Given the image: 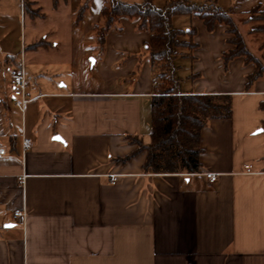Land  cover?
<instances>
[{
    "label": "crops",
    "instance_id": "crops-1",
    "mask_svg": "<svg viewBox=\"0 0 264 264\" xmlns=\"http://www.w3.org/2000/svg\"><path fill=\"white\" fill-rule=\"evenodd\" d=\"M29 1L41 9L34 20L46 11L52 18L30 41L22 5L20 14L0 6V264H264V75L247 88L254 62L239 56L225 68L233 47L226 25L209 31L196 14L172 19L194 28L198 44L193 57L175 60L182 92L230 95L232 115L203 127L199 171L156 172L139 150L152 140L150 32L122 16L98 53L93 27L105 0ZM189 1L230 12L264 64V31L242 22L264 0ZM22 52L35 74L24 113L12 96ZM20 129L33 139L25 151ZM246 163L255 173L244 172Z\"/></svg>",
    "mask_w": 264,
    "mask_h": 264
},
{
    "label": "trees",
    "instance_id": "trees-1",
    "mask_svg": "<svg viewBox=\"0 0 264 264\" xmlns=\"http://www.w3.org/2000/svg\"><path fill=\"white\" fill-rule=\"evenodd\" d=\"M29 2L32 6L31 1ZM59 2L60 0H53L54 5ZM87 4V1L84 2L79 9V20L86 11ZM36 14L41 15V9ZM101 14L102 21L93 27V48L98 53L105 49L109 31L119 26L122 16L135 20L139 31L151 34L145 51L150 58L155 81L151 100L152 140L150 144L139 142V150L148 151L145 169L156 172L199 171L201 131L210 119L231 117L232 99L226 94L182 92L181 78L177 75L179 66L175 60L179 56L193 57V50L198 44L194 41V28L177 29L173 26L172 19L178 14H196L202 18L209 31H213L217 23L226 25L227 32L232 36L230 42L233 47L222 55L223 63L228 68L229 63L239 56H243L247 62H254L257 68L248 77L247 88H250L256 79L264 75V64L250 50L238 22L230 12L219 6L196 4L189 0L171 2L163 8L157 7L154 0L134 3L105 0ZM256 21L262 23L253 25L249 32L264 31V10L260 7L252 9L242 20L244 23ZM261 106L264 108V103Z\"/></svg>",
    "mask_w": 264,
    "mask_h": 264
},
{
    "label": "built area",
    "instance_id": "built-area-1",
    "mask_svg": "<svg viewBox=\"0 0 264 264\" xmlns=\"http://www.w3.org/2000/svg\"><path fill=\"white\" fill-rule=\"evenodd\" d=\"M28 88H29V75L26 71L25 57H24V53L22 52L19 65L13 70L12 73V96L14 98L15 106L20 108L23 113L25 111L26 103L31 100V97L29 96L28 93ZM19 131L22 135L23 151H25L30 148V146L33 143V139L26 135L24 129H20ZM5 154H7L6 149L0 148V156ZM244 172L247 174L255 173L253 164L246 163L244 165ZM205 175L209 178L211 182H214L218 179V175L214 172H206ZM118 178L119 175H112L111 182L115 183L118 180ZM19 179L22 182V177ZM14 215L16 218L23 219L25 216V212L22 209H17L15 210Z\"/></svg>",
    "mask_w": 264,
    "mask_h": 264
},
{
    "label": "rangeland",
    "instance_id": "rangeland-1",
    "mask_svg": "<svg viewBox=\"0 0 264 264\" xmlns=\"http://www.w3.org/2000/svg\"><path fill=\"white\" fill-rule=\"evenodd\" d=\"M25 2H27V5H25ZM20 5H22V8H23V17L22 18H23L24 34L25 33L27 34L28 41H30L29 38L31 36V33L35 29L38 32H40V31H43L44 29H46V27H48L47 30L50 28V23L52 22V18H51V15H49V11L48 12L46 11V13L48 14L46 20L42 21L38 18H36V20H34L35 16L39 17L38 16L39 14H36L37 13V12H35L36 9L34 8V6L30 5L29 0H2L0 2L1 9L5 10V11H9V12L15 11V12H18L19 14H20V8H21ZM257 22H259L258 24H260V22L262 23V21H256V24H257ZM43 36H44V34H42V32H40L39 37L42 38ZM43 39H45V41L46 40L51 41L50 37H46ZM19 61H20V58L17 60L13 69H15L19 65ZM26 71L28 74L32 73V76L35 75L34 74V67L31 64V61L29 59H27ZM182 72H184V71H182Z\"/></svg>",
    "mask_w": 264,
    "mask_h": 264
},
{
    "label": "water",
    "instance_id": "water-1",
    "mask_svg": "<svg viewBox=\"0 0 264 264\" xmlns=\"http://www.w3.org/2000/svg\"><path fill=\"white\" fill-rule=\"evenodd\" d=\"M91 63H92V64L95 63V59H94V58H91ZM55 138H56V139H59V140L62 139L59 135H56Z\"/></svg>",
    "mask_w": 264,
    "mask_h": 264
}]
</instances>
